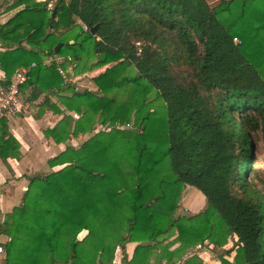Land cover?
Here are the masks:
<instances>
[{"label":"trees","instance_id":"16d2710c","mask_svg":"<svg viewBox=\"0 0 264 264\" xmlns=\"http://www.w3.org/2000/svg\"><path fill=\"white\" fill-rule=\"evenodd\" d=\"M7 8L17 9L0 24V85L34 62L21 91L39 101L35 116L79 114L47 137L108 130L66 146L47 160L59 169L28 179L0 222L4 264H106L118 246L123 264L173 263L204 240L220 264H264V164L255 165L264 158V0H12ZM77 20L87 29L55 34ZM58 42L57 54L83 64L76 73L111 64L93 77L97 91L74 90L42 65ZM119 89L123 100L109 94ZM19 156L0 117V159ZM186 186L205 195L202 212L177 214ZM229 236L232 261L222 247ZM127 242H136L130 257ZM184 264L203 262L193 254Z\"/></svg>","mask_w":264,"mask_h":264},{"label":"crops","instance_id":"0c3cea01","mask_svg":"<svg viewBox=\"0 0 264 264\" xmlns=\"http://www.w3.org/2000/svg\"><path fill=\"white\" fill-rule=\"evenodd\" d=\"M16 10L10 11V13L0 14V24L4 23ZM1 12V10H0ZM3 72L0 70V78L2 77ZM90 90V89H89ZM42 96H40L41 99ZM39 99V100H40ZM39 101L34 102L38 103ZM32 104L34 107L37 108ZM34 108H31L33 110ZM20 113V114H19ZM18 115V116H17ZM20 115V116H19ZM64 115L61 113H55L50 109H44L41 114L38 116H31L24 111V107L21 106V111L16 112L11 117L7 118L8 120V129L9 132L18 140L19 142V158L8 157L6 162H3L0 159V222L4 219V216L7 212H10L14 206H17L21 203L23 193L27 187L28 179L35 175V171L47 165V160L58 154L62 151L64 147V142H55L51 137H47L44 134V130L53 128L58 121H60ZM20 120H26L27 125L20 126ZM37 130L36 133H33V130ZM49 167V166H48ZM59 166H54L50 169L56 170ZM61 167V166H60ZM59 167V168H60ZM188 187V186H186ZM181 202H185V199L182 197ZM207 205L197 212H193L186 216L195 215L199 212H202ZM187 209L186 207H184ZM177 232L171 235L169 238L162 242V245L168 243L167 241L173 240ZM235 236H229L227 242L222 246L224 249H230V254L225 255L224 257L232 261L234 256V247H235ZM7 240V236L0 234V244ZM136 245L130 244L126 245V254L127 257H130L132 251ZM177 243H170L169 250L176 248ZM204 247L201 251L196 250L197 248ZM189 248H192V252L188 251ZM213 245L208 240H204L202 244H196L190 246L185 250L184 257H189L193 254H196L203 262V264H220L219 253L214 251ZM211 250V257H214L215 262L207 261L204 257ZM4 252L0 246V258L3 256ZM204 255V256H203ZM214 261V260H213ZM161 264H184V261H175L173 263H166L163 259Z\"/></svg>","mask_w":264,"mask_h":264},{"label":"rangeland","instance_id":"374dc122","mask_svg":"<svg viewBox=\"0 0 264 264\" xmlns=\"http://www.w3.org/2000/svg\"><path fill=\"white\" fill-rule=\"evenodd\" d=\"M207 1L211 5H216L219 2V0H207ZM11 2H12V0H0V10H1L0 14H4L5 12L6 13H10V11H14L15 8L12 9V10H9V8H7L8 5H10ZM20 7H22V6H19L17 8H20ZM46 8L47 9H51L52 8V3H48L46 5ZM76 24H77L78 27L75 26L72 29L71 28L70 29L61 28V29H58L55 34L56 35L60 34V35H64V36L65 35L66 36H71L72 34L77 32L79 28H80L81 31H83L81 22L79 20L76 21ZM81 38H82V34L77 36L72 41L73 42H78ZM88 62L89 63H93L94 59H90ZM82 65L83 64H81V63L80 64L78 63L76 65L72 61L65 64V69H67L66 70V76H67V79H68L67 82H65V83H67L70 86H73L72 88L74 90H77V91H82L84 89H90L92 91H97V87H96L95 83L93 82V77H95L98 74L102 73L106 69V67L111 66V64H107V65H104V66L96 67V68H93V69H90V70H86V71H79V73L78 72L76 73L75 68L77 67L78 69H81ZM66 92L68 93V91H66ZM109 94L110 95H114L117 99L123 100L125 98V93L121 89L115 90L113 92V94L112 93H109ZM25 97H26V92H22L20 99L22 101V106L24 107V111L27 114L29 113L31 116L34 117L36 115L38 109L36 107H34L31 103L25 101ZM149 98L151 99V102L153 104V108H156V110L161 108L162 104H161L160 100H156L155 98H153L151 96H149ZM31 108H34V109L31 110ZM74 113H75L74 111H70V112H67V114L64 116V120L66 121V123L69 126V128L73 127L74 121L79 117V114L76 113L77 116H74ZM6 122H8V120H6ZM19 124H20V126H24V125L30 126V125L27 124L26 120H24V122H23V120H20ZM122 127H125V129L132 128L133 127V118L130 117V122L126 123L125 126H122ZM32 130H33V133L37 132V130H35V131H34V129H32ZM102 130L106 131V130H108V128L106 126L101 125V124H96V125H94L92 127V131H90V132H77V134L72 133V134L69 135V137L64 142V147H66L68 145H71V146H74V147H79L82 144V142L84 140H86L89 136H92L96 132L102 131ZM263 164H264V158H262L261 156H257V163L255 164L256 167L261 169ZM59 167L56 168V169H59ZM162 169L163 170H167V165H166L165 161L162 163ZM49 171H50V167L43 166L42 168H40L37 171H35V174H45V173H48ZM182 197L185 199V202L184 203L181 202L179 204L177 210H176L177 214H179V215H188V214H191L193 212H197L200 209H202L205 205H207L205 195L201 191H199L198 189H196L194 187H191V186L185 187V189L182 192ZM180 201H181V199H180ZM184 207H186L187 209H185ZM85 233H86V231L80 232L79 235H78L79 238L83 237L85 235ZM175 237L176 236H174V238ZM167 242L169 243V242H171V240L167 241ZM134 243L135 242H127L125 244V254L127 253L126 252V245L129 246L130 244H134ZM174 243H177V245L179 244L178 242H174ZM202 249H204V247L197 248L196 250L201 251ZM188 251H190V253H191L192 252V248H189ZM155 252L158 253V250L155 251ZM123 255L124 254L122 253L120 247L118 246L115 249L113 260L110 263H106V264H123V261H124L123 260ZM184 255H185V253L181 254V256H175L174 260L177 261V262L178 261H182V260L185 261L187 257H184ZM204 257L207 259V261H211L212 263L215 262V259H213L214 257H211V250H209L208 254L206 256H204ZM3 260H4V254L0 258V264H4ZM150 264H156L154 256L151 258ZM157 264H158V262H157ZM159 264H161V263H159Z\"/></svg>","mask_w":264,"mask_h":264},{"label":"built area","instance_id":"2783aa9c","mask_svg":"<svg viewBox=\"0 0 264 264\" xmlns=\"http://www.w3.org/2000/svg\"><path fill=\"white\" fill-rule=\"evenodd\" d=\"M82 30H86L87 26L81 22ZM236 40V38H234ZM71 62V56H63L57 53L45 55L42 59V65L53 64L63 79L67 82L65 64ZM36 64L33 62L29 67H20L15 70L8 84L0 85V117L6 119L21 111V85L29 79V70ZM74 116H77L74 113Z\"/></svg>","mask_w":264,"mask_h":264},{"label":"water","instance_id":"95a60500","mask_svg":"<svg viewBox=\"0 0 264 264\" xmlns=\"http://www.w3.org/2000/svg\"><path fill=\"white\" fill-rule=\"evenodd\" d=\"M54 12H55V11L53 10L52 13H51V16H52V17L54 16ZM96 27H97V25L91 26V27H90V31H91V32H94L95 29H96ZM61 45H62L61 42L57 43V44L54 46V48H53V52H54V53H57L58 50H59V48L61 47Z\"/></svg>","mask_w":264,"mask_h":264}]
</instances>
